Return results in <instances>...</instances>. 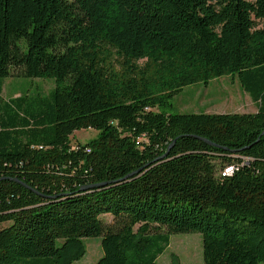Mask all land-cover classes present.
<instances>
[{
	"label": "trees",
	"instance_id": "1",
	"mask_svg": "<svg viewBox=\"0 0 264 264\" xmlns=\"http://www.w3.org/2000/svg\"><path fill=\"white\" fill-rule=\"evenodd\" d=\"M14 75L56 88L4 101ZM226 76L257 113L168 112ZM82 130L99 135L72 145ZM4 224L0 264L76 245L73 264L92 238L97 264H157L180 234L204 264H264V0H0Z\"/></svg>",
	"mask_w": 264,
	"mask_h": 264
},
{
	"label": "rangeland",
	"instance_id": "2",
	"mask_svg": "<svg viewBox=\"0 0 264 264\" xmlns=\"http://www.w3.org/2000/svg\"><path fill=\"white\" fill-rule=\"evenodd\" d=\"M55 88V82L50 79H25L14 75L4 81L2 98L4 101L26 95L44 98ZM171 104L168 112L173 114H255L258 111L257 103L244 91L236 76L215 79L207 86L197 84L187 87ZM98 135L93 130L78 131L71 137L72 145L87 144ZM101 219L106 224L113 223L111 216H103ZM7 226L0 225V230ZM83 245L84 257L73 264H97L103 257L102 239H84ZM79 251L78 246L72 245L59 264H69L72 258L78 256ZM157 264H204L202 235H173L169 247L158 258Z\"/></svg>",
	"mask_w": 264,
	"mask_h": 264
},
{
	"label": "built area",
	"instance_id": "3",
	"mask_svg": "<svg viewBox=\"0 0 264 264\" xmlns=\"http://www.w3.org/2000/svg\"><path fill=\"white\" fill-rule=\"evenodd\" d=\"M232 173V169L230 168V169H227L226 171H225V174H227V175H229V174H231Z\"/></svg>",
	"mask_w": 264,
	"mask_h": 264
},
{
	"label": "water",
	"instance_id": "4",
	"mask_svg": "<svg viewBox=\"0 0 264 264\" xmlns=\"http://www.w3.org/2000/svg\"><path fill=\"white\" fill-rule=\"evenodd\" d=\"M205 142H207L206 140H205ZM208 143V142H207ZM167 157V154L165 155V156H163L161 159H165ZM96 187H99V186H94V187H91L90 189H92V188H96Z\"/></svg>",
	"mask_w": 264,
	"mask_h": 264
}]
</instances>
